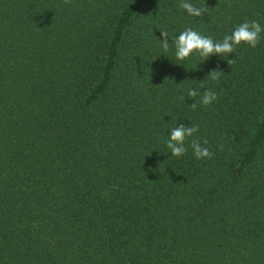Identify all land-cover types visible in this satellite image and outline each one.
<instances>
[{
  "label": "trees",
  "instance_id": "obj_1",
  "mask_svg": "<svg viewBox=\"0 0 264 264\" xmlns=\"http://www.w3.org/2000/svg\"><path fill=\"white\" fill-rule=\"evenodd\" d=\"M190 2L201 17L179 0H0V264H264V32L201 63L158 41L264 25V0ZM193 79L212 104L187 97ZM176 122L198 132L170 157Z\"/></svg>",
  "mask_w": 264,
  "mask_h": 264
},
{
  "label": "clouds",
  "instance_id": "obj_2",
  "mask_svg": "<svg viewBox=\"0 0 264 264\" xmlns=\"http://www.w3.org/2000/svg\"><path fill=\"white\" fill-rule=\"evenodd\" d=\"M179 7L190 17H201L206 11V7H198L194 3H191L190 0H179ZM159 32L160 38L157 39L163 52L167 53L171 50L174 59L178 62H183L190 57H199V63H201L212 56L219 58L228 57L230 53H234L235 49L242 44L250 48H255L260 42L261 33L264 32V25L257 20H246L234 26L231 32L225 34L222 39H214L212 36L204 35L201 31L192 27H185L184 30L179 31L175 35H169L166 30ZM169 39L171 40L170 43ZM232 61L233 59H228L227 62L231 63ZM221 72L217 70L211 71V79H218L219 73ZM193 81L199 85V88L189 87L186 92L187 97L194 99L200 95V104L205 106L212 104L217 99L215 92L204 89L201 82H197L194 79ZM180 100L185 102V97L183 95L180 96ZM197 106L195 100L190 105L193 110ZM197 132V126L178 124L176 122L175 127L167 131V139L163 141L164 146L168 150L167 153L171 154L170 157L183 156L187 151L185 139L192 137ZM206 143L205 141L202 145L197 140L192 141L191 148L196 159L210 157L211 153L208 147L205 146Z\"/></svg>",
  "mask_w": 264,
  "mask_h": 264
}]
</instances>
